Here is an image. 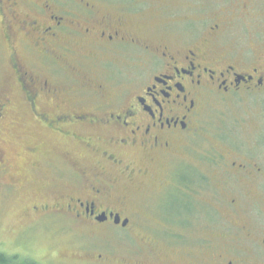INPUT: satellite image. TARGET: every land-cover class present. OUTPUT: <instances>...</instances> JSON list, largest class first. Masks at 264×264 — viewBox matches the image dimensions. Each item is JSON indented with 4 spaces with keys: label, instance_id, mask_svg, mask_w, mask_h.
<instances>
[{
    "label": "flooded vegetation",
    "instance_id": "1",
    "mask_svg": "<svg viewBox=\"0 0 264 264\" xmlns=\"http://www.w3.org/2000/svg\"><path fill=\"white\" fill-rule=\"evenodd\" d=\"M130 15L95 0H0V73H7L0 90V186L23 188L31 175L42 173V163L52 164L64 183L55 180L61 185L57 189L41 188L43 196L27 205L26 214L36 221L89 232L133 228L135 264H207L198 257L200 248L190 246L189 233L215 229L219 221L205 220L204 213L219 217L218 198L204 193L212 178L195 164H231L236 174L262 184L264 166L223 162L221 152L206 154L202 113L215 98L264 92V69L223 60L214 50L218 24L207 30V44L163 35L146 40ZM127 47L134 54H125ZM125 63L134 79L127 87L121 79ZM13 90L30 121L60 143L49 151L39 140L26 145L23 169L7 179L1 144L13 112ZM227 131L219 132L218 141L236 149ZM216 180L214 190L221 184ZM175 195L182 207H190L188 223L182 214L178 224L159 213L158 203ZM241 199L232 195L229 211H247V199L245 204ZM241 227L249 246L259 236L264 244V227L257 235ZM249 246L238 248L252 255ZM76 251L89 263L107 264L93 246ZM22 259L39 264L31 256ZM211 260L264 264L258 256L218 254Z\"/></svg>",
    "mask_w": 264,
    "mask_h": 264
},
{
    "label": "rangeland",
    "instance_id": "2",
    "mask_svg": "<svg viewBox=\"0 0 264 264\" xmlns=\"http://www.w3.org/2000/svg\"><path fill=\"white\" fill-rule=\"evenodd\" d=\"M95 1L129 11L133 18L132 25L140 29L141 37L146 40H154L155 37L163 35L182 42L205 40L207 44V30L218 24L221 35L214 50L218 55H223V60L242 68L257 65L264 69V0ZM125 54L134 53L127 47ZM126 58L132 59L129 56ZM126 63L122 67L125 73L121 75V79L127 87L134 79ZM6 75L7 73H0V90ZM13 92L15 95L10 104L13 112L7 120L9 124L1 144L8 166L4 176L7 179H10L13 172L23 169L26 145L39 140L47 146L45 151H49L60 143L30 121L19 94L14 90ZM201 118V129L208 136L204 143L206 154L221 152L223 156L220 160L223 162H258L260 164H256L257 166H264V92L236 94L226 100L215 98L211 104L205 106ZM229 129L233 133L230 140L236 149L218 141L221 139L218 138L219 132L228 133ZM61 144L60 149L65 150V145ZM42 164V173L35 174L36 177L31 175V180L25 187L9 189L0 186V252L7 255L17 254L20 259L31 256L39 264H99L89 263L85 254L76 251L77 247L93 246L96 252H102L107 257V264H135L137 238L133 228L127 231L119 228L93 229L89 232L87 228H70L58 222L43 223L26 214L27 205L43 196L39 193L41 188L53 190L61 186L60 181L64 183L57 178L56 166ZM195 165L203 169L207 177L212 178L211 189L204 193L207 196L213 193L216 200L218 198L214 206L219 211V217L204 213L205 220L219 221L213 225L214 230L208 229L207 225L208 228L204 231L189 233L190 246L194 251L200 248L199 259L211 264V259L218 254L223 257L264 258L263 236H259L257 242L249 246L244 236L247 229L241 227H250L256 235L263 229L264 184L260 180L247 179L243 174H236L231 164ZM26 176V180L29 179L28 174ZM219 178L221 184L216 185L218 188L214 190L218 181L216 179ZM55 180L60 181L57 183ZM246 193H250L249 196H245ZM232 195L240 196L243 204L247 201V211L243 214L236 215L229 211L227 201ZM189 209L185 205L182 207L177 195L173 199L167 197L158 203L159 213L178 224L182 223V216L185 222H189ZM131 223L133 224V219ZM234 238H237L235 244ZM248 246L253 247L252 255L242 250Z\"/></svg>",
    "mask_w": 264,
    "mask_h": 264
},
{
    "label": "trees",
    "instance_id": "3",
    "mask_svg": "<svg viewBox=\"0 0 264 264\" xmlns=\"http://www.w3.org/2000/svg\"><path fill=\"white\" fill-rule=\"evenodd\" d=\"M20 258L17 255H7L0 252V264H34L30 260H19Z\"/></svg>",
    "mask_w": 264,
    "mask_h": 264
}]
</instances>
